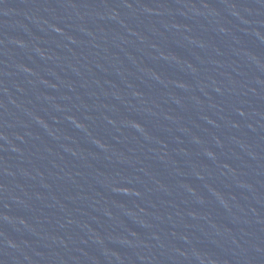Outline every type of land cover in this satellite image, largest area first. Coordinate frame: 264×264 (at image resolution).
Listing matches in <instances>:
<instances>
[{
    "label": "water",
    "instance_id": "obj_1",
    "mask_svg": "<svg viewBox=\"0 0 264 264\" xmlns=\"http://www.w3.org/2000/svg\"><path fill=\"white\" fill-rule=\"evenodd\" d=\"M0 264H264V0H0Z\"/></svg>",
    "mask_w": 264,
    "mask_h": 264
}]
</instances>
